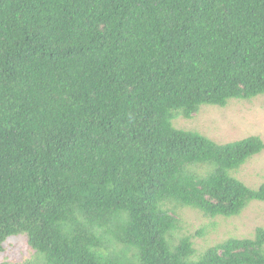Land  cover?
Returning a JSON list of instances; mask_svg holds the SVG:
<instances>
[{"label": "trees", "instance_id": "obj_1", "mask_svg": "<svg viewBox=\"0 0 264 264\" xmlns=\"http://www.w3.org/2000/svg\"><path fill=\"white\" fill-rule=\"evenodd\" d=\"M264 95V0H0V264H264V229L199 251L178 208L240 216L259 136L174 125ZM172 206V207H171Z\"/></svg>", "mask_w": 264, "mask_h": 264}, {"label": "rangeland", "instance_id": "obj_2", "mask_svg": "<svg viewBox=\"0 0 264 264\" xmlns=\"http://www.w3.org/2000/svg\"><path fill=\"white\" fill-rule=\"evenodd\" d=\"M174 125L181 129L198 131L219 144L251 136H259L264 142V95L251 101L232 100L224 108L202 107L192 119L179 117ZM233 175L247 186L257 189L264 183V151L251 158ZM176 214L182 222L183 233L195 235L202 229L206 231L205 236L193 239L199 251L232 237L254 238L257 228L264 229V202H253L240 216L232 218L211 219L188 208H178ZM33 259L35 252L25 236L10 237L4 243V251L0 253V263Z\"/></svg>", "mask_w": 264, "mask_h": 264}]
</instances>
